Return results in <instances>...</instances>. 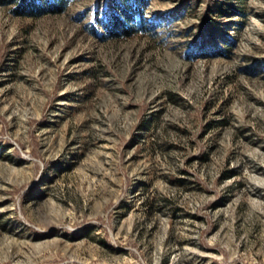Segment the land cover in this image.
Masks as SVG:
<instances>
[{
  "label": "rangeland",
  "instance_id": "1",
  "mask_svg": "<svg viewBox=\"0 0 264 264\" xmlns=\"http://www.w3.org/2000/svg\"><path fill=\"white\" fill-rule=\"evenodd\" d=\"M37 1L0 0V264H264V0Z\"/></svg>",
  "mask_w": 264,
  "mask_h": 264
},
{
  "label": "trees",
  "instance_id": "2",
  "mask_svg": "<svg viewBox=\"0 0 264 264\" xmlns=\"http://www.w3.org/2000/svg\"><path fill=\"white\" fill-rule=\"evenodd\" d=\"M148 0H135L131 5L114 4L111 10L105 13L103 26L106 32L114 36L130 37L135 32L144 30L142 20V7L147 5ZM20 3V2H19ZM66 0H54V3L49 4V9L60 11ZM45 7L37 0H21L13 11L16 14L39 16L44 13Z\"/></svg>",
  "mask_w": 264,
  "mask_h": 264
}]
</instances>
